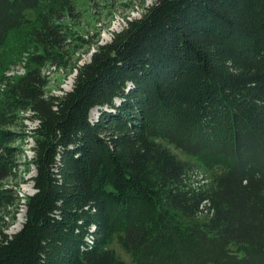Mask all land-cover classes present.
I'll list each match as a JSON object with an SVG mask.
<instances>
[{
    "label": "trees",
    "instance_id": "1",
    "mask_svg": "<svg viewBox=\"0 0 264 264\" xmlns=\"http://www.w3.org/2000/svg\"><path fill=\"white\" fill-rule=\"evenodd\" d=\"M42 1L0 0V49L16 34L37 67L65 35ZM73 76L62 94L35 69L0 92V264H125L113 242L130 264H264V0H155ZM18 109L29 136L7 128Z\"/></svg>",
    "mask_w": 264,
    "mask_h": 264
},
{
    "label": "rangeland",
    "instance_id": "2",
    "mask_svg": "<svg viewBox=\"0 0 264 264\" xmlns=\"http://www.w3.org/2000/svg\"><path fill=\"white\" fill-rule=\"evenodd\" d=\"M155 0H56L51 3V0H44L40 4L39 11H49L57 13L60 21L64 38L61 47L56 50L60 53V58L55 63L46 62L42 67H37L29 60V55L33 51L30 47L28 50L21 51L17 35L10 37L7 44L0 49V63L7 65L3 69L0 68V92L7 87L8 84L14 83L21 77H24L30 70H39L40 76L45 80L42 92L46 96L51 94L57 95L68 91L73 82L74 66L85 63L89 60L91 53L94 50V45L102 44L110 41L112 33L119 31L126 23V20L136 19L140 16L143 7L151 5ZM53 6V7H52ZM37 12L27 10L25 17L34 19ZM21 38V36H20ZM95 115L92 111L91 117ZM28 112L18 109L15 112L13 124L7 125L11 131L19 128L20 125L26 126L25 134L29 136L30 128L34 123L27 120ZM30 143V137H27ZM17 144V143H16ZM20 145V144H19ZM18 145V146H19ZM27 145L22 147L23 152L18 157L21 162L27 161L30 157V151ZM172 149V148H171ZM172 151L179 159L188 161L192 166L196 181L201 184L212 180V172L205 170L198 162L190 157H186L181 151L174 148ZM33 174L31 167L30 171L24 173L21 167V175L27 179L25 183H20L17 187L20 202H24L25 196L32 194L31 182L28 181ZM14 217V218H12ZM24 217V208L22 207L17 214H10L5 218L6 233L11 234L17 231ZM200 221H203L201 217ZM114 248L118 258L123 260L125 264H130L128 256L124 251L117 246L116 243L110 245Z\"/></svg>",
    "mask_w": 264,
    "mask_h": 264
},
{
    "label": "built area",
    "instance_id": "3",
    "mask_svg": "<svg viewBox=\"0 0 264 264\" xmlns=\"http://www.w3.org/2000/svg\"><path fill=\"white\" fill-rule=\"evenodd\" d=\"M129 20V19H128ZM30 156H31V152H30Z\"/></svg>",
    "mask_w": 264,
    "mask_h": 264
},
{
    "label": "water",
    "instance_id": "4",
    "mask_svg": "<svg viewBox=\"0 0 264 264\" xmlns=\"http://www.w3.org/2000/svg\"><path fill=\"white\" fill-rule=\"evenodd\" d=\"M30 195H32V194H30ZM19 230V229H18Z\"/></svg>",
    "mask_w": 264,
    "mask_h": 264
}]
</instances>
